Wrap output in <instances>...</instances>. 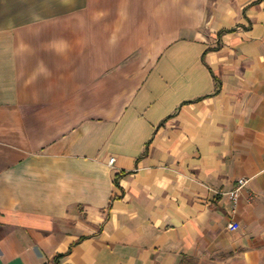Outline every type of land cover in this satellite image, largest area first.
Segmentation results:
<instances>
[{"label": "crops", "instance_id": "1", "mask_svg": "<svg viewBox=\"0 0 264 264\" xmlns=\"http://www.w3.org/2000/svg\"><path fill=\"white\" fill-rule=\"evenodd\" d=\"M0 264H264V0H0Z\"/></svg>", "mask_w": 264, "mask_h": 264}, {"label": "built area", "instance_id": "2", "mask_svg": "<svg viewBox=\"0 0 264 264\" xmlns=\"http://www.w3.org/2000/svg\"><path fill=\"white\" fill-rule=\"evenodd\" d=\"M115 158H112L110 160V165L113 166L114 163H115ZM248 183L247 180H240L239 181V186L238 188H236L233 192H231L229 194L230 198L232 199L234 205H236L239 201V191L244 187L246 186V184ZM229 229L232 230V231H236L239 229V225L235 222H232L230 225H229Z\"/></svg>", "mask_w": 264, "mask_h": 264}, {"label": "rangeland", "instance_id": "3", "mask_svg": "<svg viewBox=\"0 0 264 264\" xmlns=\"http://www.w3.org/2000/svg\"><path fill=\"white\" fill-rule=\"evenodd\" d=\"M58 12L60 11V10H57Z\"/></svg>", "mask_w": 264, "mask_h": 264}]
</instances>
